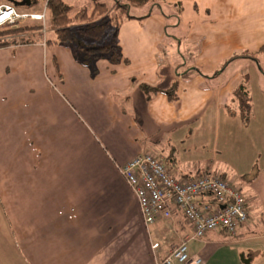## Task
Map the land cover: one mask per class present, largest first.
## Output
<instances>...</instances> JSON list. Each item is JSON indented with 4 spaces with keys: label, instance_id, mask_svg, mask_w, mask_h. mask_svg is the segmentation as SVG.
Masks as SVG:
<instances>
[{
    "label": "crops",
    "instance_id": "crops-1",
    "mask_svg": "<svg viewBox=\"0 0 264 264\" xmlns=\"http://www.w3.org/2000/svg\"><path fill=\"white\" fill-rule=\"evenodd\" d=\"M154 6L121 24L119 63L102 59L88 67L57 42L0 48V264H158L191 234L178 212L146 227L118 167L152 153L177 178H190L201 172L192 175L196 168L170 146L194 137L196 144L199 133L218 127L229 133L233 123L248 130L234 92L248 76L253 97L256 65L264 76V0ZM173 6L180 32L168 47ZM249 55L256 59L225 66ZM246 60L247 73H231L234 62ZM172 91L176 100L168 97ZM259 161V170L227 179L246 191L249 223L236 237L199 240L202 251L191 255L203 264L217 259L227 240L253 241L257 248L244 256L250 264L264 255V155ZM202 163L203 171L216 169ZM165 225L175 242L162 243Z\"/></svg>",
    "mask_w": 264,
    "mask_h": 264
},
{
    "label": "built area",
    "instance_id": "built-area-1",
    "mask_svg": "<svg viewBox=\"0 0 264 264\" xmlns=\"http://www.w3.org/2000/svg\"><path fill=\"white\" fill-rule=\"evenodd\" d=\"M29 17L41 19L20 15L13 5H0V27ZM118 170L138 201L146 227L178 212L192 230L158 264H203L199 255H190L191 242L215 232L236 237L250 221L241 188L219 175L177 178L163 157L151 153L137 156ZM158 248L159 244L152 246Z\"/></svg>",
    "mask_w": 264,
    "mask_h": 264
},
{
    "label": "rangeland",
    "instance_id": "rangeland-1",
    "mask_svg": "<svg viewBox=\"0 0 264 264\" xmlns=\"http://www.w3.org/2000/svg\"><path fill=\"white\" fill-rule=\"evenodd\" d=\"M19 3L18 6H15L11 3V5L16 7V12L20 15H33V16H41V19H18V21L14 25H5L0 27L1 29L7 28H21L28 27V31L22 34H10L4 38H0V41L10 42L12 44L15 43H27L26 40L33 41H41V42H58L55 31L50 26V17L49 12L46 9L48 0H14ZM67 4H69L73 8V14H76L81 9L87 8L89 13L91 14L94 9V0H64ZM102 3H105L112 10L116 7V0H100ZM187 1V0H185ZM8 0H0V5L8 4ZM118 2H122L119 0ZM158 3V2H157ZM187 2H184L183 5H186ZM153 6L152 8H154ZM168 7V6H167ZM176 6L170 8L171 18L176 19L174 22V26L170 28L169 31V39H168V47L172 45L174 42L172 41L175 38H179V30L176 25L178 24V8L175 10ZM151 7H146L144 9H134L132 10V14L137 16L140 14L148 13ZM175 16V17H174ZM37 28V29H35ZM113 29V28H112ZM111 29V31H112ZM63 45V44H62ZM71 47V45H70ZM75 49L74 45L72 46ZM260 66L264 72V54L259 56ZM251 65L250 61H237L234 62L231 66V73L238 72H248V68ZM255 67V66H254ZM257 70H255L260 80L254 77H251V84L249 88L252 90V113L250 118L251 126L248 128H244L242 124L237 127L234 123L230 128V132L224 131L223 127H218L216 132L205 131V133H199L197 138L198 141L196 144L194 143L195 137L189 142L184 143L180 146H170L172 152L176 154L179 159L189 161L190 168H196L192 175H202L204 173H211L215 175H219L224 179L230 178L232 175L237 177L242 174L243 170H249L251 167L255 171L259 170L260 167V158L263 159L264 155V76L259 75L260 71L258 66L256 65ZM256 69V68H254ZM259 80V82L257 81ZM249 136H251V140H249ZM256 142V144H255ZM152 154V153H151ZM155 155V154H154ZM262 156V157H261ZM203 161L209 162V165H216V169L213 170H204L203 171ZM202 163V165L200 164ZM227 164V165H225ZM201 167V170L199 168ZM211 167V168H212ZM253 170V171H254ZM119 171V170H118ZM232 174V175H231ZM224 176V177H223ZM243 191V194H246V191L242 189V187L238 186ZM161 227V226H160ZM160 239L162 243L175 242L177 240V236L172 232L171 228L168 225L163 226L160 229ZM215 239H221L219 237V233H211ZM247 239V237H245ZM231 241L235 240H227L225 242V248H221V251L218 253V258L213 259L211 264H237L236 258L247 256L249 253L248 249H255L253 241H245L239 242L238 244H234ZM217 242V241H216ZM264 243V241H263ZM254 245V246H252ZM203 245L200 241H193L189 244L190 255L192 253L201 252ZM257 253L251 254V257L254 259L257 258ZM250 260V258H249ZM253 264H264V255H261L260 259H256L253 261Z\"/></svg>",
    "mask_w": 264,
    "mask_h": 264
},
{
    "label": "trees",
    "instance_id": "trees-1",
    "mask_svg": "<svg viewBox=\"0 0 264 264\" xmlns=\"http://www.w3.org/2000/svg\"><path fill=\"white\" fill-rule=\"evenodd\" d=\"M116 1V7L113 10L100 0H94V9L91 14L87 8L73 14V8L64 0H48L46 9L49 12L50 26L55 31L58 42L68 47L71 45V48L74 45V56L83 65L93 68L94 63L102 59L113 63L121 62L123 60L122 49L117 40L121 24L125 20L134 19L131 15L132 10L152 7L157 0ZM28 30V27L1 29L0 38L10 34H22ZM25 42H27L25 44L34 43L33 41L29 43V40ZM50 43L48 41L47 44ZM11 44L0 41V48L8 47ZM259 53H264V45L260 48ZM241 58L256 59L252 55L235 56L225 66ZM248 82L249 77L246 76L244 84H241L234 92V98L238 102V115L244 124L250 122L252 113V97L247 88ZM143 88L150 89L151 87L143 86ZM153 90L157 91V89ZM168 97L170 100L177 99L173 91L168 93Z\"/></svg>",
    "mask_w": 264,
    "mask_h": 264
},
{
    "label": "water",
    "instance_id": "water-1",
    "mask_svg": "<svg viewBox=\"0 0 264 264\" xmlns=\"http://www.w3.org/2000/svg\"><path fill=\"white\" fill-rule=\"evenodd\" d=\"M10 3H12L13 5L15 6H18L19 3H17L16 1L14 0H8ZM241 260L245 263V264H250V261L248 259H245L244 256L241 257Z\"/></svg>",
    "mask_w": 264,
    "mask_h": 264
}]
</instances>
